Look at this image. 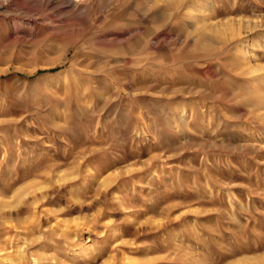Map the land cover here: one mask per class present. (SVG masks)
<instances>
[{"label":"rangeland","instance_id":"374dc122","mask_svg":"<svg viewBox=\"0 0 264 264\" xmlns=\"http://www.w3.org/2000/svg\"><path fill=\"white\" fill-rule=\"evenodd\" d=\"M0 264H264V0H0Z\"/></svg>","mask_w":264,"mask_h":264},{"label":"bare ground","instance_id":"6f19581e","mask_svg":"<svg viewBox=\"0 0 264 264\" xmlns=\"http://www.w3.org/2000/svg\"><path fill=\"white\" fill-rule=\"evenodd\" d=\"M248 57H250V56L248 55ZM250 60H251V59H250ZM254 94H255L254 96H255V98H256L257 93H254ZM257 97H258V96H257Z\"/></svg>","mask_w":264,"mask_h":264}]
</instances>
